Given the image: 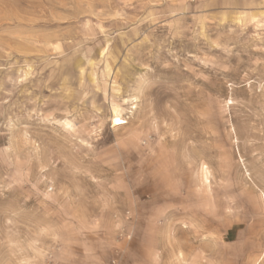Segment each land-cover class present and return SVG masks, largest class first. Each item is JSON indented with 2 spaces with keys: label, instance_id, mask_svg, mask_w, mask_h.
<instances>
[{
  "label": "rangeland",
  "instance_id": "rangeland-1",
  "mask_svg": "<svg viewBox=\"0 0 264 264\" xmlns=\"http://www.w3.org/2000/svg\"><path fill=\"white\" fill-rule=\"evenodd\" d=\"M82 7L0 41V264H264V0Z\"/></svg>",
  "mask_w": 264,
  "mask_h": 264
},
{
  "label": "crops",
  "instance_id": "crops-1",
  "mask_svg": "<svg viewBox=\"0 0 264 264\" xmlns=\"http://www.w3.org/2000/svg\"><path fill=\"white\" fill-rule=\"evenodd\" d=\"M90 0H0V41L6 45H36L37 37L50 36L74 20L79 6Z\"/></svg>",
  "mask_w": 264,
  "mask_h": 264
},
{
  "label": "bare ground",
  "instance_id": "bare-ground-1",
  "mask_svg": "<svg viewBox=\"0 0 264 264\" xmlns=\"http://www.w3.org/2000/svg\"><path fill=\"white\" fill-rule=\"evenodd\" d=\"M113 124L117 126V125H121V124H123V122L121 121L120 118H118V117H114V119H113Z\"/></svg>",
  "mask_w": 264,
  "mask_h": 264
}]
</instances>
